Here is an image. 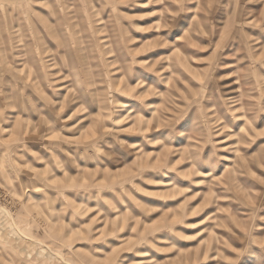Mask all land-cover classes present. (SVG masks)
Masks as SVG:
<instances>
[{
	"label": "rangeland",
	"instance_id": "rangeland-1",
	"mask_svg": "<svg viewBox=\"0 0 264 264\" xmlns=\"http://www.w3.org/2000/svg\"><path fill=\"white\" fill-rule=\"evenodd\" d=\"M0 264H264V0H0Z\"/></svg>",
	"mask_w": 264,
	"mask_h": 264
}]
</instances>
